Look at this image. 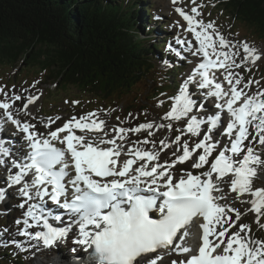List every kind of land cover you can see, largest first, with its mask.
<instances>
[{"label": "snow or ice", "instance_id": "obj_1", "mask_svg": "<svg viewBox=\"0 0 264 264\" xmlns=\"http://www.w3.org/2000/svg\"><path fill=\"white\" fill-rule=\"evenodd\" d=\"M171 2L175 5L177 0ZM191 2L190 11L174 10L187 22L185 31L194 40L178 43L191 45V54L202 59L172 98L170 110L161 118L169 121L166 124L117 126L110 136L106 121L93 111L56 127L60 117H49L46 132H41L13 112L14 102L22 97L7 96L0 88L7 97L0 100V132L2 124L10 122L17 130L13 135L23 134L19 147L10 146L0 135V167L6 170L0 202L15 189L20 199L16 207L23 210L15 221L22 225L17 231L35 241L30 247H52L74 233L73 244L86 253L81 264H162L164 256L173 253L178 258L170 264H264V239L252 236L250 225L238 223L243 213L222 203L227 197L219 194L222 183H229L230 192L251 205L248 211L256 214V223L264 217V187H254L264 169V88L249 94L245 89L254 82H244L233 70L255 64L262 54L247 42H238L244 56L237 63V44L214 22L198 19L203 5ZM220 70L223 81L217 74ZM38 98L29 95L21 110L27 113ZM208 98L215 100L211 114L205 108ZM171 121L186 122L174 140L161 139L157 150L156 141L148 137L153 129H172ZM142 132L148 136L124 147L129 133ZM185 134L196 140L182 141ZM149 143L152 149L141 147ZM172 145H178L172 152L175 159L161 163V152ZM189 161L193 169L210 166L174 178L176 164ZM246 194L251 197L248 201L241 199ZM233 228L237 230L230 231Z\"/></svg>", "mask_w": 264, "mask_h": 264}, {"label": "trees", "instance_id": "obj_2", "mask_svg": "<svg viewBox=\"0 0 264 264\" xmlns=\"http://www.w3.org/2000/svg\"><path fill=\"white\" fill-rule=\"evenodd\" d=\"M117 2L0 0V65L44 71L42 76L57 91H75L99 102L125 104L128 97L139 95V103L132 97L126 105L141 108L146 94L141 82L152 72L153 55L148 53L153 52V29L147 32L150 11L139 9L150 3ZM224 4L239 25L264 40V0ZM0 264L15 263L0 255Z\"/></svg>", "mask_w": 264, "mask_h": 264}, {"label": "rangeland", "instance_id": "obj_3", "mask_svg": "<svg viewBox=\"0 0 264 264\" xmlns=\"http://www.w3.org/2000/svg\"><path fill=\"white\" fill-rule=\"evenodd\" d=\"M149 1V0H148ZM153 2V9L154 16L155 18H159V25H163L162 29L166 30L165 32L159 31L158 32V38L156 41L162 40V38L170 37L173 35L175 32H178L179 34L184 32V27H181L178 17L174 14L171 5L169 4L168 0H152ZM201 3L202 0H199ZM205 6V3H203ZM207 6V5H206ZM212 6L209 4L207 6V10L211 11ZM214 18L218 21L220 27L222 30L229 35L231 38L234 39V41L237 43V46L239 47L238 42H247L250 46L255 47L258 52L262 53V47L263 43L261 42V45L255 41H249L247 37L243 34L236 33L232 34V30L230 29V26H226L225 23H223L220 19H218L217 15L214 16ZM176 42V41H174ZM175 44V43H174ZM188 47V46H187ZM189 48V47H188ZM240 48V47H239ZM241 51L242 48H240ZM172 52V50H171ZM193 50H191V53ZM174 53V52H173ZM192 55V54H191ZM262 57L255 63H250L245 67L246 73H248L249 76L255 75L256 77L258 76V71L256 70V67L262 62ZM187 62V61H186ZM160 67L167 69L169 66L167 65V62L163 60L162 62L158 63ZM157 64V65H158ZM181 66L182 73L178 78H181L183 76V73L185 72L186 64H182L179 62ZM26 66V65H25ZM171 67V66H170ZM5 72V71H4ZM3 72V73H4ZM169 73V72H168ZM14 75H16L15 71L9 73V80L6 78V74L2 76V71L0 70V88L4 89V91L7 93V96H13V95H20L22 97V100L17 101L13 105V109L16 111L17 115L21 120L27 119L29 122H37L38 123V128H42L43 130L46 131L45 129V122L48 120L49 116H69L72 114V112H79L83 113L84 111L90 109V108H95V107H100L103 108L102 110L95 111L97 112L105 121L107 125V130H109V133H111V129L115 127V124H121L125 127H135L139 123H144L146 121H155L156 123H168L169 121L161 119L164 117L165 113L170 110L169 106L166 108V111L164 113L160 112V107L167 106L168 104L171 107V104L174 102V100L171 98L172 93L178 94V89L177 87L174 88V91L169 93V94H162L161 97L156 101V103L149 105L146 109L140 111L139 113H133L131 116L123 118V111L119 108H108L104 104L101 103H95L93 99V104L86 102L84 105H80L79 103H72L73 96H63L61 95V99H58L59 101L57 102V105H49L48 101L43 102L42 98L45 93V88H49L51 91H57L56 89H52L50 87H53V83L48 82L42 83L39 79L34 78L35 75H30L29 78H22V77H16V81H13L15 79ZM165 78H168L167 76ZM260 85L264 86V79H256ZM194 92V91H193ZM40 94V98L36 100L33 104L28 106V111L27 113L22 109L23 103L26 102V99L29 95L32 94ZM72 94H75L73 92ZM64 97H69L67 100H63ZM46 98V97H45ZM196 98H201V97H196ZM1 99H7V97L4 95V93H1ZM164 101L163 104H160V101ZM213 103L206 102L205 103V108L207 112L209 113L212 109ZM49 105V106H48ZM117 109V110H116ZM119 118V119H117ZM43 121V123L41 122ZM174 122H178V124H174ZM186 121H171L173 128L172 129H167V128H158V129H153V135L151 137H148L150 140H155L156 141V146L157 150L159 149V141L161 139H164L166 141L171 142L172 140L175 139V136L180 134L178 129H182L184 127V123ZM16 133L15 130L12 129V127H7L4 130V137L5 138H15L16 135H13ZM128 136L133 140V141H142L146 136H148L147 132H142V133H129ZM216 136L218 138V134L216 133ZM181 140H189V143H192L193 141L196 140L195 137H190V134H185L184 136L181 137ZM15 141H20L15 139ZM146 145L147 147H153L151 143L149 144H142ZM178 147V145H172L171 148L165 149L163 152H161V155L164 156L166 159H170L174 156H172V152ZM260 148V147H259ZM191 162V161H190ZM189 162L190 166L191 163ZM264 169H262L260 172H262ZM3 167H0V186H2V181L4 177L3 173ZM262 182H257V178L254 179V185H262L264 186V173L260 176ZM15 191L10 190L8 191L7 198L5 201L0 202V233H2V236L0 235V247L1 248H9L12 250V252L15 254H23L24 257V263L23 264H55L59 262V264H79L80 260L73 259V256H71V252L73 253L72 250H67L64 252H59L61 249H57L56 252H45L43 248L38 249L33 248L30 251L26 252L24 245L19 246L20 244L16 243V241L13 243L11 241L12 238L15 237V230L17 229L18 225H16L15 221L16 218L20 214V208L16 207V205L19 204V198L16 196L15 197ZM245 196H243L241 199L245 201ZM13 200V201H12ZM227 201H232L236 203L238 206H240V209L244 208L245 206H249V203H241L240 200H238L236 197L233 196H227L226 198ZM264 220V217L260 219ZM11 221V222H10ZM246 223H252L255 227L256 225V214L252 212L247 219L245 220ZM3 229H7V232H3ZM264 229V228H262ZM13 230V231H12ZM18 244V245H16ZM17 247V248H16ZM78 254V252L76 253ZM75 254V255H76ZM61 258V259H60ZM62 259H65L62 261Z\"/></svg>", "mask_w": 264, "mask_h": 264}, {"label": "bare ground", "instance_id": "obj_4", "mask_svg": "<svg viewBox=\"0 0 264 264\" xmlns=\"http://www.w3.org/2000/svg\"><path fill=\"white\" fill-rule=\"evenodd\" d=\"M117 8V7H116ZM178 21H179V23L181 24V25H183L185 28L187 27V24H184L183 22H182V20H180V19H178ZM261 23V22H260ZM184 34H185V36H187L188 35V33L187 32H184ZM159 35V34H158ZM158 38V37H157ZM150 60H151V58H150ZM188 62V61H187ZM177 67H178V72L181 74L182 72H181V70H180V68H179V65L177 64ZM184 76V75H183ZM188 76V75H187ZM198 100L200 99V98H197ZM21 136H22V134H20V133H18L17 134V138H20L21 139ZM22 140V139H21ZM10 190V189H9ZM16 197V196H15ZM13 201V200H12ZM11 222V221H10ZM13 231V230H12ZM2 236V235H1ZM194 238H191L190 240H193ZM14 243V242H13ZM16 245H18V244H16ZM17 248V247H16ZM61 259V258H60ZM63 260H65V259H62V261ZM82 260L83 259H81V261H80V263L79 264H81V262H82ZM163 262V264H168V263H166L164 260L162 261ZM42 264V263H41ZM55 264H59V262H57V263H55Z\"/></svg>", "mask_w": 264, "mask_h": 264}]
</instances>
